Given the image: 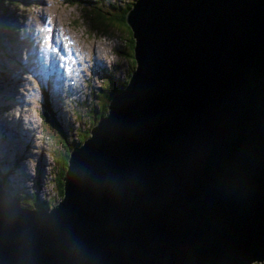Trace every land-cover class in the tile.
I'll list each match as a JSON object with an SVG mask.
<instances>
[{"label":"water","instance_id":"water-1","mask_svg":"<svg viewBox=\"0 0 264 264\" xmlns=\"http://www.w3.org/2000/svg\"><path fill=\"white\" fill-rule=\"evenodd\" d=\"M127 22L136 71L64 196L0 187V264L263 260L264 0H135Z\"/></svg>","mask_w":264,"mask_h":264},{"label":"rangeland","instance_id":"rangeland-1","mask_svg":"<svg viewBox=\"0 0 264 264\" xmlns=\"http://www.w3.org/2000/svg\"><path fill=\"white\" fill-rule=\"evenodd\" d=\"M84 1L83 3L79 2L74 5L69 4L66 0H3L0 2V7H2L0 10V59L4 60L8 57L11 45H14L15 49L10 54L18 53L26 57L22 65H14L17 68L14 72L20 71L22 74L20 76L21 87L19 92L23 91V88L32 85V79L28 76L34 73L32 64L35 61L40 62L38 81L42 85L44 84L46 74H48L47 62L55 60V52L53 50L55 47L62 49L64 46L69 45L68 47H70L74 58L71 65V75L74 81H77V90H73L68 84L69 89L67 92L70 98H62L61 106L55 110V113L59 115V121H55L57 128L49 122L52 115V106L47 93L42 107L40 105L41 102L35 99V92L32 89H30L32 96H29L28 102L26 100L23 102L27 103L21 108L23 125L30 128L32 136H34L35 127L38 126L37 129H39L42 123L44 132L40 148H37L31 141L29 148L23 152L25 157L30 159L35 158L42 162L40 167L44 168L45 172L42 170L39 177L38 175L34 176L30 172L33 160L27 164L28 159L20 157V153L14 157L11 156L12 159L10 160L8 153L16 152L14 140H12L15 135L12 131V128H14L15 107L7 105L10 110L6 109L7 107L0 109V128H4L2 123L11 128L6 133L2 131L3 134H1L0 132V136H3V142L0 143V162L10 160L8 165H4L0 169V187L3 190H8L13 195L22 197L23 194H30L29 186L36 185L39 181L36 187L38 197L41 198L47 192L51 194L50 175L45 176V173L50 172L52 174L54 149L58 148L55 141L59 133L58 129L62 128L65 131H69L66 143L70 146L72 142L77 141L80 131L89 129L95 124L98 116L105 115L104 111L108 115L112 98L123 89L117 91L115 94L113 93L115 90H119L128 84L127 75L131 68L130 60H132V57L127 51L128 39L125 36V32L118 27L108 29L106 30L107 32L93 30L92 24H90L92 20L89 22L88 13L82 12L84 9L96 12L113 11L110 5V2H113V0H106V2L104 0ZM118 1L119 3L126 4L130 0ZM47 14H50L49 18H47ZM83 14H87L84 16L85 18H83ZM38 15H42L41 19L45 23L51 21L61 25V29L59 26L53 29V39L38 38L37 34L28 25L29 19L38 21ZM104 16L109 15L105 13ZM115 24L113 23L111 26ZM14 36L18 38L13 41ZM44 62L46 63L44 64ZM28 68L30 69L28 70ZM76 68L78 69L77 74L74 73L76 72ZM90 74V84L86 81L82 82L81 77L85 80ZM23 77H26V79ZM54 77V73L52 72V77L47 79L49 86L53 85ZM8 89L9 87H0V100L4 93L9 92ZM53 92H56V89H53ZM82 92L85 95H82L79 99L78 97ZM53 97L57 102L58 98ZM40 108L47 119L43 120V122L40 116ZM19 150L21 151V148ZM13 161H15L16 167L13 168V174L7 176L4 171L8 167H12ZM27 167L32 180L26 173ZM13 176L21 180V182L19 184L12 182ZM44 177H46V180ZM24 200L32 202L34 199L25 197ZM36 204L41 203H35L34 206Z\"/></svg>","mask_w":264,"mask_h":264},{"label":"clouds","instance_id":"clouds-1","mask_svg":"<svg viewBox=\"0 0 264 264\" xmlns=\"http://www.w3.org/2000/svg\"><path fill=\"white\" fill-rule=\"evenodd\" d=\"M66 2L74 5V4H78L79 2L83 3L85 1L84 0H82V1L66 0ZM41 16L42 15H38V19H39L38 21L33 20V19L28 20V22H29L28 25H30V28L33 31H34V29L32 28V26H42L44 24H46L47 26H49L50 24H54V26H59L61 29L60 24H55L51 21H48L47 23H45L41 19ZM49 17H50V14H47V18H49ZM26 24H27V22H26ZM34 33L37 34L38 38H40L38 33H36L35 31H34ZM17 38H18L17 36H14L13 41ZM17 43H19V42H17ZM68 46L65 48V51L63 53H55V60L54 61L47 62V67H48L47 73L48 74H46V80L44 81L43 85L35 79V77H34L35 71H34L33 74H29V76H28L30 79H32V85L30 87L23 88V91H21V92H19V89L21 87L20 76L22 74L20 73V71L17 73L14 72L17 68H13V67H14V65L17 66L18 64L22 65L23 62L25 61L26 57H24L22 54H18V53L10 54L15 49L14 45H11L8 57H6L4 60L0 59V87H3V88L9 87V89H8L9 92L4 93L3 96L1 97L0 109L7 107L6 109L10 110V108L7 105H11V106L15 107V110H14V118H15L14 119V128H12V131L15 133V135H14V138L12 140H14L16 152L14 151V152H10L8 154H9L10 160L12 159L11 156L14 157L15 155H17L19 153H20V155H19L20 157L28 159L27 164H29L31 162V160H33V162H32L33 166H31L30 172L34 176L38 175V177H39L42 170L45 172V169L40 167L42 162L40 160H36L35 158L30 159L28 157H25L24 156L25 154L23 152L25 149L29 148L31 141L35 144V146L37 148H40V143L42 142L43 136H44L42 123L40 124L39 129H37L38 126L35 127V130L33 132L34 136L32 137V132H31L30 128L25 127L23 125L21 108L27 104V103H23L24 100H26V102H28V98H30L32 96L30 93V89H32L35 92V99H38V101L41 102L40 103L41 107L44 104L45 95L47 93V96L50 99V104L52 106V115H51V119H49V122L57 128V126L55 125V121H59V115L55 113V110L61 106V104H62L61 99L62 98H65V97L68 99L70 98V96L68 95V92H67V90L69 89L68 84L73 88V90H77V81H74V78L71 75V65L73 64L74 58H73L72 51H71L70 47H68ZM7 58H9V59H7ZM39 68H40V66H39ZM39 68H38V71H39ZM77 70L78 69L76 68V72H74V70H73V72L77 74ZM38 71H37V75H38ZM49 72H50V74H49ZM52 72L54 73L55 77L53 79V85L49 86L47 79L52 77ZM90 77H91V74L85 80H83V78L81 77V80H82V82L86 81L88 84H90ZM33 82L36 84V90H34L32 87ZM53 89H56V92H53ZM82 95H85V93L82 92L78 98L80 99V97ZM53 96L58 98L57 102ZM40 110H41L40 116H41L42 122H43V115L44 116H46V115L43 113V110L41 108H40ZM102 117H104V116H102ZM2 124H3L4 128L3 129L0 128L1 134H3L2 131H4L6 133L7 130L9 131V129H11V128H8L5 123H2ZM92 127L90 128V130L92 129ZM39 135L42 136V137H40V140H38V138H37ZM2 139H3V136H0V143L3 142ZM19 148H21V151L19 150ZM28 153H30V152H28ZM9 161L0 162V169L4 165H8ZM42 161L44 162V160H42ZM14 167H16L15 161H13L12 167H8L4 171V173L7 174V176L13 174V171H14L13 168ZM26 169H28V167ZM48 174L50 175V172H46L45 176H47ZM44 179L46 180V177H44ZM11 181L16 182L18 184L21 182V180L15 178V176H13V179ZM38 183L36 185L29 186V189L31 192L30 194H28V193L23 194L22 197L17 195L18 197L21 198V205L22 206L33 209L35 203H41V202L49 203V198L52 195V193L50 194L49 192H47L46 195H43L41 198L38 197L40 199L38 201L33 200L32 202L28 201L27 203H25V201H26V200H24L25 197H30V198L34 199L36 195L38 196V191L36 190ZM43 206L47 209L50 208L48 206L46 207L45 205H43Z\"/></svg>","mask_w":264,"mask_h":264},{"label":"trees","instance_id":"trees-1","mask_svg":"<svg viewBox=\"0 0 264 264\" xmlns=\"http://www.w3.org/2000/svg\"><path fill=\"white\" fill-rule=\"evenodd\" d=\"M3 0H0V2ZM81 1V0H78ZM104 2H106V0H104ZM133 2L134 0H130L128 1L126 4L125 3H119L118 0H113V2H110L111 7L113 8L112 10H107L105 12H101V11H88L86 9L82 10L83 13H88V19L89 22L92 20V22L90 24H92V29L96 30V31H106L108 29H111L113 27H118L120 25H127L128 31H124L125 32V36L128 39V46H127V51L130 53V56L132 57L131 61V68L129 69V74L127 75V81L129 82L131 74H133L135 67H136V60L134 57V46H135V40L133 37V30L130 27V25L127 22V14L128 11L133 7ZM2 7H0L1 10ZM108 14L109 16H104V14ZM87 14H83V18H85L84 16ZM116 23L114 26H111V24ZM121 30V28H120ZM123 31V30H122ZM107 32V31H106ZM105 35L106 33L103 32ZM126 40V39H125ZM127 82V83H128ZM126 84V83H125ZM125 86V85H124ZM124 86L122 88H120L119 90H115V92L113 94H115L117 91H120L121 89L124 88ZM113 96V95H112ZM104 114L107 115V113L104 111ZM102 115V116H105ZM100 116V117H102ZM100 117L98 116L97 121L95 122L96 124L92 127L94 128L97 125V122L100 120ZM43 120H47L46 116L43 115ZM90 127V128H91ZM89 129H85V131H80L78 134V138L77 141H74L70 144V146L66 143V141L68 140V133L69 131H65L62 128H59V133L56 136V146L58 147L57 149H54V156H53V170L51 171L52 174L50 173V178L49 181L51 182V192L52 195L49 198V203H45V202H41L43 205H45L46 207H53L54 205L57 204V202L60 200V198H62L65 194V186H64V182H63V178H64V174L67 168V164L69 161V157H70V151L71 149H73V147H75V145H82L85 143L86 139L90 138L92 133L91 130ZM66 136V137H65ZM52 140L54 141V139L52 138ZM35 201L40 200L38 198V196L36 195L34 198ZM28 201H25V203H27ZM251 264H264V259L261 261H253Z\"/></svg>","mask_w":264,"mask_h":264},{"label":"bare ground","instance_id":"bare-ground-1","mask_svg":"<svg viewBox=\"0 0 264 264\" xmlns=\"http://www.w3.org/2000/svg\"><path fill=\"white\" fill-rule=\"evenodd\" d=\"M56 44V46H58V44L57 43H55ZM30 53V52H29ZM46 62H44V64H45ZM34 64V63H33ZM33 64H32V66H33ZM136 68H137V61H136V67H135V70H134V72H133V74H131V77H130V80H129V82H128V84H127V86H125L124 88H123V90H121V91H124L125 89H127V87L129 86V84H130V82H131V79H132V77H133V75H134V73H135V71H136ZM30 68H28V70H29ZM40 76V75H39ZM24 79H26V77H23ZM24 84V83H23ZM120 91V92H121ZM116 95V94H115ZM114 95V96H115ZM108 115H109V113H108ZM107 115V116H108ZM107 116H105V117H107ZM32 121V120H31ZM33 126V125H32ZM33 137V136H32ZM40 137H42L41 135L40 136H38V138H40ZM26 173H27V175L31 178V180H32V177H31V174H30V172H29V170L28 169H26ZM37 205V204H36ZM35 205V206H36ZM40 207L42 206L41 204H38ZM43 207V206H42ZM253 261H261L260 259H255V260H253ZM252 261V262H253Z\"/></svg>","mask_w":264,"mask_h":264},{"label":"snow or ice","instance_id":"snow-or-ice-1","mask_svg":"<svg viewBox=\"0 0 264 264\" xmlns=\"http://www.w3.org/2000/svg\"><path fill=\"white\" fill-rule=\"evenodd\" d=\"M121 30L128 31L127 25H120Z\"/></svg>","mask_w":264,"mask_h":264}]
</instances>
